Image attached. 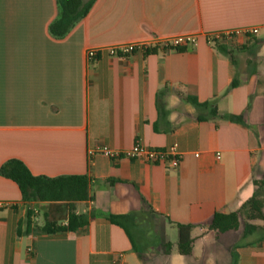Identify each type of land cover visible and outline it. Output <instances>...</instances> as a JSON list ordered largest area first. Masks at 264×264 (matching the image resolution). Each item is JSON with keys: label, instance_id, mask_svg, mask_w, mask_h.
Returning a JSON list of instances; mask_svg holds the SVG:
<instances>
[{"label": "crops", "instance_id": "0c3cea01", "mask_svg": "<svg viewBox=\"0 0 264 264\" xmlns=\"http://www.w3.org/2000/svg\"><path fill=\"white\" fill-rule=\"evenodd\" d=\"M57 15V0H0V167L19 159L34 175L88 177L92 199L76 207L89 222L37 231L50 202L23 200L18 183L0 174V201L13 204L0 211V264H202L214 247L218 264H231L232 252L237 264H264L262 229L209 228L264 175V0H96L64 38L49 31ZM252 27L259 32L239 43L205 35ZM189 34L196 44L180 50L86 54ZM137 141L175 145L179 166L90 153ZM110 214L123 215L126 227ZM178 223L196 226L190 255L178 252Z\"/></svg>", "mask_w": 264, "mask_h": 264}, {"label": "trees", "instance_id": "16d2710c", "mask_svg": "<svg viewBox=\"0 0 264 264\" xmlns=\"http://www.w3.org/2000/svg\"><path fill=\"white\" fill-rule=\"evenodd\" d=\"M96 0H57L58 15L49 25V31L55 38H64L91 10ZM220 49L229 53L228 49L219 45ZM183 48V47H182ZM178 48V50L182 49ZM155 47L146 51H154ZM238 83L233 81L231 87ZM197 108L208 107L209 102L201 103L195 97H187ZM210 114L218 115V108L211 106ZM200 119L205 117L200 115ZM232 120L240 121L237 115L229 116ZM0 174L18 183L23 200L25 201H48L49 211L45 217L44 225L37 228L43 233H56L60 231H75L79 227L85 226L89 222L86 213H78L76 202L92 199L89 194V179L84 175L48 177L44 175H34L27 165L19 159H11L0 167ZM256 190L254 194L246 200L236 211H217L209 228L218 232L239 229L244 224V235L252 233L258 229H264V224L260 225L253 221L264 222V175L261 179H254ZM29 224L32 223L31 215L33 210L29 209ZM109 219L117 224L126 227L123 215H109ZM63 221H67L63 224ZM179 240L177 249L180 254L190 255L193 252L196 237L193 224L178 223ZM128 229V228H127ZM231 264H237L234 252H232Z\"/></svg>", "mask_w": 264, "mask_h": 264}, {"label": "built area", "instance_id": "2783aa9c", "mask_svg": "<svg viewBox=\"0 0 264 264\" xmlns=\"http://www.w3.org/2000/svg\"><path fill=\"white\" fill-rule=\"evenodd\" d=\"M259 32L258 27L252 28H234L227 30L212 31L206 33V38L211 43L234 42L239 43L243 38H248L256 35ZM197 35H179L169 38H155L151 41H135L125 42L109 46L91 47L87 50L86 54L89 59L96 58L103 52H107L110 56L126 57L138 50L152 48L153 46H162L170 49H178L185 47L189 44H196ZM100 152L112 159H120L123 157L130 159H140L148 163L163 164L168 167L177 168L181 162V153L175 145L168 149L152 148L140 141H137L134 146L126 150H117L102 145L96 150H90V153ZM217 158H221V154L217 153ZM13 204L7 201H0V211L11 207ZM114 264H126L122 257H118Z\"/></svg>", "mask_w": 264, "mask_h": 264}, {"label": "rangeland", "instance_id": "374dc122", "mask_svg": "<svg viewBox=\"0 0 264 264\" xmlns=\"http://www.w3.org/2000/svg\"><path fill=\"white\" fill-rule=\"evenodd\" d=\"M41 219H42L41 221L43 222V221H44V218L42 217ZM253 222H254V223H257V224H260V225L264 224L263 221H259V220H257V221H253ZM261 232L264 233V229H262ZM211 240H212V242L215 241L214 238H212ZM209 242H211V241H209ZM215 252H216V251H215V247H214V248H213V252H212V253L210 252L211 254L209 255V257H208V259L206 260V262H205V260H204L203 257H202V258H199L200 262H202V264H210V263L218 264V260H219V259H217V255H218V254H216ZM193 261H196V262H197L196 258H194ZM198 262H199V261H198Z\"/></svg>", "mask_w": 264, "mask_h": 264}]
</instances>
